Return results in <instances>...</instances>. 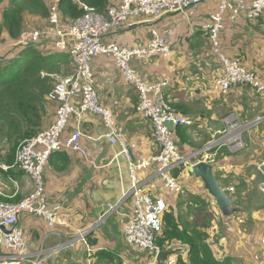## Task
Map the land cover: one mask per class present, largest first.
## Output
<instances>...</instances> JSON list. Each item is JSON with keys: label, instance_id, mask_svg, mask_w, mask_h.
<instances>
[{"label": "crops", "instance_id": "crops-1", "mask_svg": "<svg viewBox=\"0 0 264 264\" xmlns=\"http://www.w3.org/2000/svg\"><path fill=\"white\" fill-rule=\"evenodd\" d=\"M54 1L58 3L59 0H45L47 7ZM7 4L8 0H0V21ZM217 7L218 0H203L193 6L191 14L170 13L153 22L132 17L104 34L101 40L124 47H146L151 33L156 31L171 44L172 51L167 54H142L133 57L131 62L145 80L164 83V98L194 120L192 127L184 126L185 142L178 140L176 128L173 131L179 152L187 153L201 147L211 135L224 128V118L230 113L247 126L243 137L245 147L237 151L222 147L213 164L220 186L233 187L230 197L235 211L228 217L220 214L214 220L209 219L205 229L216 259L229 256L242 264H264V191L260 189L264 186L259 187L264 183V93L241 85L222 94L217 84L222 64L212 52L203 29L208 14ZM61 24L64 25L65 20H61ZM46 25L47 14L26 13L23 17V29L29 26L43 29ZM23 33L12 38L3 31L0 56L13 49ZM220 46L226 55L238 57L242 66L254 71L264 83V14L254 21L243 15L234 19L226 15ZM38 47L48 51L52 44ZM91 69L101 101L114 112L125 134V149L130 148L134 160L156 154L158 146L151 138V124L135 110L136 93L123 81L112 57L97 56ZM49 101L46 109H53L50 124L56 108ZM80 126L81 143L86 153L54 152L44 173V196L48 204L61 205L65 224H58L51 230L42 218L22 213L19 224L25 232L28 249L30 252L41 250L42 264H147V252L127 244L122 235L131 211V199H123L129 187L128 159L121 154L120 145H111L103 136L105 128L99 116L86 113ZM73 128L71 119L62 138ZM240 157L244 160L235 163ZM155 167L151 163L138 174L146 177ZM6 173L9 171L0 169V177H5ZM192 177L195 176L189 173L179 177L184 187L180 194L167 191L157 180L148 182L147 190L167 204L166 212L172 210L185 220L193 221L200 209L195 203L198 199L206 203L207 200L206 192L189 183ZM3 180L0 179V196L13 197L12 192L1 186ZM91 225L94 226L85 242L76 238L79 230ZM186 252L187 248L183 255L185 260ZM0 253L10 252L0 248Z\"/></svg>", "mask_w": 264, "mask_h": 264}, {"label": "built area", "instance_id": "built-area-1", "mask_svg": "<svg viewBox=\"0 0 264 264\" xmlns=\"http://www.w3.org/2000/svg\"><path fill=\"white\" fill-rule=\"evenodd\" d=\"M203 0H116L110 1L103 13L94 6L78 2L82 13L61 24L57 1L47 7V25L40 29L29 26L17 43L52 44L55 50L65 52L73 69L60 77L48 92V100L56 103L52 122L35 135L25 138L18 144L12 164L0 162V169L7 171L18 168L29 176L31 190L18 201H0V248L10 253H0V264H42L41 250L30 252L27 238L19 224L22 213L42 218L51 230L58 224H65L61 217L60 204H48L44 196V173L50 155L55 151L72 150L81 154L86 148L81 143L82 116L91 113L99 116L105 128L104 137L111 145H120L121 154L128 159L129 187L123 199H131V211L123 229L124 241L140 251L147 252V264H155L156 255L162 250L156 244V238L162 230L163 214L167 204L147 190L151 180L160 181L163 187L172 193L184 192L179 177L187 172L188 165L204 161L213 165L218 151L222 147L237 151L245 147L242 132L247 127L233 113L224 118V128L211 135L205 143L187 154L179 152L173 131L167 126L181 125L192 127L194 120L179 112L163 95L162 82L145 80L132 64L133 57L156 53L167 54L172 46L164 35L156 31L146 47H124L111 42H103L101 37L119 27L132 17L142 18L144 22H153L170 13H192V8ZM264 14V0H218L217 10L208 14V22L203 25L212 52L222 64V74L217 84L223 95L228 94L234 86L247 85L264 93V83L260 82L252 70H247L238 57L226 55L220 46V32L224 17L234 19L240 15L250 21L259 19ZM51 39V40H50ZM112 57L113 62L124 82L136 93L135 110L151 124V138L158 146V151L151 157L131 161L125 149V134L114 112L101 101L95 86L91 69L92 61L99 55ZM73 119L74 128L66 138L62 134L69 121ZM260 119V118H258ZM151 163L156 165L152 174L141 177L138 171L146 169ZM182 171L181 174H174ZM14 184L17 193L18 182ZM264 186L260 184L259 187ZM264 191V187L260 188ZM233 193V187L225 189ZM113 208V206H110ZM79 230L77 239L85 242L86 235L92 229ZM175 256L166 264H174Z\"/></svg>", "mask_w": 264, "mask_h": 264}, {"label": "trees", "instance_id": "trees-1", "mask_svg": "<svg viewBox=\"0 0 264 264\" xmlns=\"http://www.w3.org/2000/svg\"><path fill=\"white\" fill-rule=\"evenodd\" d=\"M78 1L94 6L103 13L112 0ZM57 8L61 20L74 18L82 13V8L76 0H59ZM26 13L45 16L47 14L45 0H8L2 11L0 35L6 31L12 38L20 36L24 31L23 17ZM38 46L43 45L17 43L7 54L0 56V144L6 141L10 147L7 156L0 155V161L7 164L13 163L16 147L21 140L43 129L42 112H45L47 95L54 83L52 74L58 72L60 64L69 63V57L65 52L56 50L57 52L50 53ZM175 108L184 114L177 106ZM185 131L184 126H176L175 135L180 142L187 140ZM8 171L13 174L12 168ZM181 172L175 171L174 174ZM21 198L16 194L11 198L0 196V201H18ZM207 205L208 202L203 199L197 200L195 207L199 206L200 209L197 210L199 215L200 210ZM206 212L200 215L201 217L194 216L193 221L185 220L172 210L163 214L162 230L156 238V244L162 250L172 245L187 248L186 260L184 253H180L175 256L174 264H235L236 258L229 256L215 258L212 243L207 241L208 232L205 229L212 212L208 209Z\"/></svg>", "mask_w": 264, "mask_h": 264}, {"label": "water", "instance_id": "water-1", "mask_svg": "<svg viewBox=\"0 0 264 264\" xmlns=\"http://www.w3.org/2000/svg\"><path fill=\"white\" fill-rule=\"evenodd\" d=\"M41 42L38 43L40 45ZM166 126L170 130H174V124L172 122H167ZM127 153L130 157V160L133 161L134 158L132 157L130 148L127 147ZM244 160V157H240L236 161L241 162ZM187 172L190 174H193L196 178H199L208 193L209 196H211L215 202V205L218 209V211L223 216H229L234 211L235 208L232 206V199L230 197V194L228 191H226L224 188H222L214 174L213 171V165L206 163L204 161H197L194 163H191L188 165ZM108 209V206H105V210ZM103 214V211H101L100 215ZM185 248L180 245H172L168 248L161 250L155 258V264H166V262L170 259L172 256H176L177 254L184 253Z\"/></svg>", "mask_w": 264, "mask_h": 264}, {"label": "rangeland", "instance_id": "rangeland-1", "mask_svg": "<svg viewBox=\"0 0 264 264\" xmlns=\"http://www.w3.org/2000/svg\"><path fill=\"white\" fill-rule=\"evenodd\" d=\"M50 53H55V52H57L55 49H49L48 50ZM72 69H73V63L71 62V60L69 59V63H67V64H60L59 65V70H58V72H56V73H54V74H52V78H53V81H54V83H53V85L55 84V82L60 78V77H62V76H64V75H66L67 73H69V72H71L72 71ZM48 100V98L46 99V101ZM46 103V102H45ZM49 103H50V105L53 107L54 106V108H56V106H55V103L54 102H51V101H49ZM52 111H53V109L52 108H50V107H48L47 109H46V106H45V112H42V127L44 128V127H46L48 124H49V122H50V120H51V118H52ZM55 115V114H54ZM54 118V117H53ZM245 132H247V131H245ZM244 131H243V134H242V137H244V133H245ZM244 140V139H243ZM9 143H7L6 141H3L1 144H0V155L1 156H7V154H9ZM17 148V147H16ZM194 150V149H193ZM192 151V150H191ZM191 151H189V152H191ZM189 152H187V153H189ZM187 153H183V154H187ZM15 155V154H14ZM1 162V161H0ZM12 170H13V174H10V172L9 173H6V175H5V177H0V179L1 180H3L2 178H4V180L2 181V187L5 189V190H7V192H13L14 191V189H15V187H14V184L11 182V180H16L17 182H18V189H17V193H16V195H20L21 197H23V196H25L30 190H31V181H30V179H29V176L26 174V173H24L23 171H21V170H19L18 168H15V169H13L12 168ZM191 174V173H190ZM10 176H11V180H10ZM192 181H190L189 183H191L194 187H197V188H199V189H201V190H203L204 192H206V190H205V188H204V185H203V183H202V181L199 179V178H195V177H192V179H191ZM257 180H258V178H257ZM29 181H30V183H29ZM29 186H30V189H29ZM208 199H209V202H208ZM205 200H207V202H208V205L207 206H205L204 208H202L201 210H200V213H202V214H204L205 212H206V209H208L209 211H211L212 212V214H210V215H212L211 216V219H215V216H220V212L218 211V209H217V207H216V205L214 204V200H213V198L211 197V196H209L208 194H207V192H206V199ZM211 201V202H210ZM217 209V210H216ZM206 214H207V212H206ZM230 216V215H229ZM226 217H228V216H226ZM235 217V216H234ZM210 219V220H211ZM209 220V221H210ZM208 221V222H209ZM206 222H207V220H206ZM245 253H246V251H245ZM235 264H242L240 261H235L234 262Z\"/></svg>", "mask_w": 264, "mask_h": 264}]
</instances>
